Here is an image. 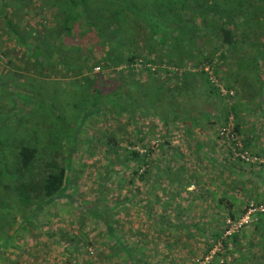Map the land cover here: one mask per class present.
<instances>
[{"label": "trees", "instance_id": "trees-1", "mask_svg": "<svg viewBox=\"0 0 264 264\" xmlns=\"http://www.w3.org/2000/svg\"><path fill=\"white\" fill-rule=\"evenodd\" d=\"M250 80L258 90L253 109L240 98ZM263 110L264 0H0V187L9 196L0 198V210L11 211L16 223L32 216L33 231L44 234V210L64 196L71 179L83 181L81 149L91 155L99 148L105 172L122 156L129 160L130 181L116 188L130 187V207L145 203L137 212L148 220L161 214L156 225L169 223L164 232L195 229L210 242L207 254L219 246L207 264H229L226 257L264 264V246L255 238L260 216L244 228L253 230L231 236L207 220L185 221L187 212L208 199L216 172L234 174L238 164L261 167L249 182L264 187V148L247 116L254 112L257 118ZM207 131L211 150L195 140ZM171 133L179 134L183 149ZM225 149L221 161L214 153ZM201 165L208 172L203 186ZM99 184L104 194L106 184ZM192 187L198 193L184 209L179 200ZM228 188L218 206L237 223L248 205L238 210ZM72 198L82 200L78 194ZM112 226L107 236L115 242L118 224ZM78 238L72 232L54 241L84 259ZM141 246L130 238V258L121 264H142ZM7 250L0 249V264H16Z\"/></svg>", "mask_w": 264, "mask_h": 264}, {"label": "rangeland", "instance_id": "rangeland-1", "mask_svg": "<svg viewBox=\"0 0 264 264\" xmlns=\"http://www.w3.org/2000/svg\"><path fill=\"white\" fill-rule=\"evenodd\" d=\"M241 76L243 80L247 77L244 72H241ZM253 81L250 80L251 83L248 82L250 84H247V92L240 97L252 109L256 104L258 92L257 86ZM243 85L245 84L243 83ZM62 90L66 91L64 87ZM254 115L253 112L252 115L247 116L250 120L256 118ZM42 123L47 124V128L49 127L47 122L42 121ZM99 123V127L102 128L100 131L105 133L102 120ZM70 130L74 134L75 129L71 128ZM127 131L130 133V128ZM127 131L125 130L123 133L126 137H128ZM93 132H95V129ZM148 132L151 133L152 129L149 128ZM178 135V133H171L173 139L176 140L175 144L183 149L185 146H183V143L178 142ZM210 138H212V132L207 131L205 135H200L195 140L204 149L211 150ZM220 146L222 147V144ZM123 147L125 148V146ZM81 151L83 155L81 159L86 161L87 164L83 181L80 184H76L71 179L69 182L70 186L63 193L64 196L62 197L60 194L53 198L49 208L45 209L46 211L44 210L42 220L47 227L44 234L42 233L44 230L33 231L32 223L36 225V222L32 216L16 223L15 216L11 211L3 209L4 212L0 210V219H3L5 224L4 228H0V249H4V247L8 249L5 253L7 259L14 260L16 264H121V261H125L128 257L130 258L128 253L130 251V238L133 244H142L139 254V257L142 258V264H207L219 252L220 248L216 246L217 248L214 247L207 254L206 251L210 242L206 237H200L195 229H182L179 231V235L173 231L165 230L164 232V229H169V223L164 227L156 225L161 214L157 213L154 215L153 213L151 219L148 220L145 215L137 212L139 207L140 210H145V203L137 205V208H132L127 204L126 199H129L130 187L125 189L116 188L119 184L130 181V162L124 156L118 161L116 160L115 166H113L114 170L105 172L103 170L105 158L99 148H96L91 155L87 153L85 148L81 149ZM223 153H228L227 149L225 151L217 150L214 154L221 161H225ZM190 164L196 165L193 161ZM191 165L188 167H192ZM237 169L238 171L234 174L216 172L212 176L213 183L207 189L210 196L206 195L207 200H201L199 206H194L189 213L185 214L186 225L200 222L199 219L207 220L208 225L213 230L218 232V230L223 229L226 235L228 232V229H226V223L229 220L227 217L228 213L224 211V208L218 206V199L229 190L228 186L234 191L231 200L240 211L247 205L249 207L251 204L261 205L264 203V187L262 184L256 182L252 185L253 183L249 182L251 181V175L253 177L254 174L258 176L262 168L250 169L243 164H238ZM198 171V176L203 186L205 182L203 177L206 175L208 177V172L205 170L204 165H201ZM247 171L252 172H248L249 174L247 175ZM101 180L105 182L108 189L104 194L99 193L100 191L98 190L100 189L99 183ZM245 181H248L247 187L242 185ZM77 188L79 191H76ZM189 191L190 195H186L179 200L184 209L189 207V201L198 193V190L194 187L190 188ZM77 194L81 196V201L80 198L78 200L72 198ZM2 196H5V198L9 197L7 196V190L0 187V198ZM69 196L72 197L70 198ZM5 198L2 199L4 202H6ZM92 201L97 202L92 205L94 204ZM216 204L217 211H214ZM176 205V202H174L173 206ZM221 214L223 221L226 222L225 228L220 222ZM100 216L102 218H98ZM260 218V222L263 225L260 228L261 233H255V238L259 239L258 243L264 246V213L260 215ZM107 220L110 224L106 223ZM26 224L27 228H25ZM114 224H118L117 232L119 235L118 241L116 240L115 242L110 241L109 235L107 236L108 229L113 227L112 225ZM12 227L16 229L10 230ZM244 228L235 231V233L241 235L246 230H253V227L246 230ZM157 229L162 230L159 231ZM54 230L55 232L61 230V232H58V236H55ZM72 232L79 235V243L82 246H80V250L86 253L84 259L82 256L78 257L80 255L73 249H60L54 241L55 239L61 241L62 235L64 237L65 234L70 235ZM6 237L7 239H5ZM255 252L258 253V250ZM226 260L229 264H236L232 258L226 257L225 262Z\"/></svg>", "mask_w": 264, "mask_h": 264}, {"label": "built area", "instance_id": "built-area-1", "mask_svg": "<svg viewBox=\"0 0 264 264\" xmlns=\"http://www.w3.org/2000/svg\"><path fill=\"white\" fill-rule=\"evenodd\" d=\"M263 213H264V203L261 205L251 204L248 207V211L246 215L237 223H232L230 220L227 221V225L229 226V228H228V232L226 233V236H231L233 233H235V231L243 229L246 225L250 223L253 217H258Z\"/></svg>", "mask_w": 264, "mask_h": 264}, {"label": "crops", "instance_id": "crops-1", "mask_svg": "<svg viewBox=\"0 0 264 264\" xmlns=\"http://www.w3.org/2000/svg\"><path fill=\"white\" fill-rule=\"evenodd\" d=\"M257 118H258V120L256 121ZM257 118H255V119L252 118L250 120H252L251 122H253V120L255 122L256 135L259 137L257 142L260 146V149H263L264 148V110L262 113L257 115ZM252 146H255V145H252ZM262 153H264V152H262Z\"/></svg>", "mask_w": 264, "mask_h": 264}]
</instances>
